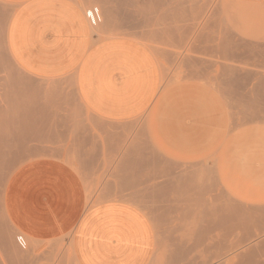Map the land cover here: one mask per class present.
<instances>
[{
	"label": "rangeland",
	"instance_id": "obj_1",
	"mask_svg": "<svg viewBox=\"0 0 264 264\" xmlns=\"http://www.w3.org/2000/svg\"><path fill=\"white\" fill-rule=\"evenodd\" d=\"M133 1L136 2L134 5L137 6V8L104 9L99 3H93L85 9V13L94 7L100 9L103 17L102 23L96 28L92 27L93 33L99 38H110L122 35L137 40L140 44L147 47L159 64L161 70V87L154 103L142 115L124 121H107L96 117L82 105L72 83H60L55 80L34 77L25 72L14 61L7 44L8 25L14 11V6L0 0V107L3 106L0 108V112L2 109L0 113V118L2 117V119H0V135L8 136L20 132L25 137V146H23L22 150L16 152L13 150L17 148L13 147L12 152L7 156V158L10 159L6 158V163L0 167V230L5 231L7 234L6 239L0 237V251H2L0 253V264L6 261L7 264H12L11 262L14 264H76L70 247L72 239L67 237V239L47 243L32 242L25 234L12 227L5 214L4 197L6 186L11 175L26 162L38 159L60 160L74 167L89 185V190L93 199V201L88 203L91 207L101 204L106 200L123 198L125 200L124 203L130 204L143 211L150 219L156 232V252L151 264H244L245 262V264H264V244H260V240L258 239L259 237L261 239L263 236L261 239L263 240L264 228H253L254 230H252V228H240L232 232L233 234L230 233L231 235L228 234L227 236L222 235L223 233L218 231L212 234L204 231L202 233L198 228V221H195V219H197L195 216L196 214H192V216L188 214L189 212L181 209V204H183L181 200L191 199L192 197L190 198L188 195H191V190H193V188L194 190L196 189L194 193L198 192L200 194L199 190L203 191L204 188L200 185H206L207 188L208 183L215 182V179L213 180L215 177H217L216 181L218 179L217 182L225 187L235 200L249 205H264V164L252 168V166L236 165L234 161V164L232 163V156L236 153L235 149L238 146L237 144H240L243 138V141L247 139V144L249 140H254L253 143L251 142L252 144L249 143V148L252 147L251 149L253 150L261 149L264 151V146L263 149L260 147L262 144L264 145V136H262L264 135V133H262L264 132V127L261 128L264 125L261 124V121L264 119H262L264 115L262 116L261 114H264V110L257 119L250 118L251 120L249 119L247 124L241 125L240 128H234L233 126H229V128L226 127L230 124L229 122H231L228 114L236 113V110L238 111L236 106L241 102L240 95L242 93L245 92L248 94L249 100L247 101L250 105H253L251 102H254V99L256 100L255 102L260 103L259 105H264V93H262L264 91H261L264 89V82L259 84V87L256 85L258 83L257 77L254 76L253 78V76H251L246 91L240 89L242 87L237 88L235 86L234 100L230 96L233 90L232 86H225L226 94H224L223 97L217 94L214 89L212 93L211 90L213 85H211V88L209 87L207 82L209 79L207 77H201V75L204 76V74L207 73L204 71L202 74L203 70L200 71V69L206 67L205 63L204 67L199 66V64L203 65L200 59L204 58L200 57L197 59L198 56H203L202 52H200L203 51L202 45L199 41L194 39L195 32H191V30H195L197 26L195 24L200 23L196 21L202 20L200 19L201 17H198L201 11L198 9L199 12H196L197 8L202 5L209 7L212 2H214L216 5L218 4V6L226 10V12H223V15H220V18L226 16V22L230 27L236 28V30L242 27L244 29H238V31H241L247 40L252 38V40L249 41H260L264 43V0ZM209 1H211V3ZM159 2L163 3L160 4ZM208 3L210 5H208ZM146 5H148L149 8H144ZM212 6H214V4H212ZM192 10L195 11L193 12ZM125 15L130 17L126 18ZM196 17L198 18L196 19ZM240 18L242 19L240 20ZM237 21L239 23H237ZM240 21L245 25L241 23L239 26ZM189 23H191V25H188ZM177 24L181 26L177 27ZM186 24L188 26L187 30ZM182 26L185 27L184 29L187 32H185L184 29L181 31V28H183ZM189 28H191V30ZM184 36L185 38L187 37V39H184ZM188 36H190V40H188ZM192 40L198 44L192 43ZM193 44H195V46ZM198 48H200V51ZM199 52L202 55H200ZM196 59L199 60L198 62L200 63H198ZM189 60L193 62L188 66ZM195 60L198 64L197 68H193L197 65L196 62L194 63ZM193 63L194 66H192ZM190 66L192 68H190ZM177 68L179 70H177ZM250 69L252 70L253 68L251 67ZM212 75H214V73ZM201 79L202 81L205 79L206 82H201ZM12 81L16 83L14 84ZM2 83L5 84V86ZM203 84L206 85L203 86ZM14 85L18 89L14 88L17 94L23 93L17 95L16 91L12 90ZM261 85L262 89H260ZM257 87H259V90ZM23 88L25 89L22 90ZM255 89L256 91L258 90L259 93H256ZM19 90H21V92ZM202 90L205 91V93ZM12 93L13 96H19V99L15 96L13 97ZM31 95H34V98ZM207 95L210 97L208 96L207 98ZM23 96L26 98L24 97V101H21ZM250 98H253V101L250 100ZM29 103H31V105ZM232 103L236 105L234 104L235 108L233 107V109L231 107L232 109L230 110L228 106H234L231 105ZM17 105L18 107L20 106L17 108L21 110L20 112L16 109ZM23 105H25L26 109H23ZM250 105H248V107H251V111L252 105ZM13 106H15V108ZM6 109L11 112L9 111V113H7L8 111ZM23 110H27L25 114ZM33 110L36 111L34 112L36 115H32ZM28 112L30 113L28 114ZM4 113H7L6 115H11L6 116ZM20 113L23 114L22 117ZM3 114L9 120L5 118ZM16 116L17 118H15ZM10 117H12V119ZM14 118L17 121L20 120V122L26 120V122L23 121L22 124H24L26 128L28 127V131L26 128L21 131L7 126V122L9 123L15 120ZM29 118L30 120H28ZM35 119H38V121ZM33 120H35V122ZM252 121L253 123H251ZM32 122L33 126L30 125ZM38 122L41 124L39 125ZM255 122L261 125V129L258 127L259 125L257 123L256 128ZM37 124L41 127L37 126ZM248 124L249 126L252 125V127L246 128L245 126L248 127ZM216 126H220V128H216ZM243 127L244 130H242ZM231 128H234L233 131H231ZM237 128L238 131L236 130ZM30 129L33 130L31 131ZM227 129L232 132H229L230 135L228 136H226ZM255 129L258 131L256 135H254ZM212 132L215 133V135ZM234 132L236 134H233ZM232 134L234 138L231 136ZM260 135L262 137H260ZM210 137L211 139H209ZM236 137L238 138L236 139ZM257 138L258 140L255 141ZM256 142L258 146L254 145ZM131 144H134L137 148L135 146L131 147ZM252 145H254L255 148H253ZM127 150H129L128 152L131 154H127L125 157V152ZM138 153L142 154L143 157L148 158L150 156L151 158H149L151 160L154 159L156 165H158L156 166L157 171H155V169L145 171L147 173L150 171L149 175L151 179L148 176L147 179L142 178L144 177V173L141 170L140 172L138 169L128 168L131 160H136L137 157H140ZM150 159L148 160L151 161ZM207 160L209 162H207ZM222 160L227 163H223ZM215 161H217V164L213 163ZM124 162H128V165ZM200 164H204L205 166H203V175L208 173L212 176V179L210 175V177H206V174L203 176L202 173L199 172L200 169H202V165ZM210 164H213V166L215 164L216 166L213 167ZM186 166H189V168L185 169ZM161 167L165 171H163ZM209 168H211V171H209ZM192 169L198 170L199 173L194 172ZM124 170L126 171L124 172ZM140 173H142V177ZM156 173L157 175H162L157 176ZM193 173L198 174L199 178L197 175L195 176V174L193 176ZM163 174H165V176ZM171 176L176 179L181 178L182 180L179 181V179H175L173 182ZM184 177L185 180L183 182ZM195 177L198 178V180L196 179L197 184H203L197 185ZM208 178L209 180L211 179V181H209ZM139 181L141 183H139ZM176 181H179V183ZM180 182L182 185L189 183V185L186 184L187 191L185 186L182 187ZM205 182L207 184H205ZM175 183L179 185H175ZM191 183H194L193 185H195L196 188ZM171 184L174 188H171L173 187ZM197 186L202 187V189L197 188ZM189 187L191 190H189ZM176 188H180V190ZM173 189H175V191ZM164 190H166L165 194L163 192ZM178 192L181 194H178ZM187 192H190V194ZM185 193L187 196H185ZM194 193L192 192V194ZM198 193H195L196 196L193 195V199L198 197ZM179 200L181 203H179ZM20 236H23L27 242L26 249L21 248L17 241ZM241 237L244 238L242 239ZM251 238L255 242L252 241ZM218 240L221 242H218ZM222 243L225 244L222 245ZM178 249L185 251L182 256L183 259L182 257L178 260L176 259L177 257L174 252H177ZM18 252L20 253L18 256L20 257L21 255L22 257L20 259L15 256V253L18 254ZM251 254L252 256H249ZM2 255L5 258H2ZM11 257L12 259H10ZM250 258L253 261H251ZM3 259H5V262H3ZM14 261L17 262L15 263Z\"/></svg>",
	"mask_w": 264,
	"mask_h": 264
},
{
	"label": "crops",
	"instance_id": "obj_2",
	"mask_svg": "<svg viewBox=\"0 0 264 264\" xmlns=\"http://www.w3.org/2000/svg\"><path fill=\"white\" fill-rule=\"evenodd\" d=\"M1 1L14 6L7 44L25 72L72 83L82 105L107 121L138 117L156 100L161 70L151 51L122 35L99 38L85 13L93 3L129 9L137 8L135 1ZM91 201L89 185L74 167L38 159L11 175L4 207L11 225L32 242L72 239L79 264H151L157 240L145 213L123 198L93 207Z\"/></svg>",
	"mask_w": 264,
	"mask_h": 264
},
{
	"label": "bare ground",
	"instance_id": "obj_3",
	"mask_svg": "<svg viewBox=\"0 0 264 264\" xmlns=\"http://www.w3.org/2000/svg\"><path fill=\"white\" fill-rule=\"evenodd\" d=\"M210 3H211V1H209ZM212 4H214V6H212ZM212 4H211V6H207L206 7V5L205 6H200V7H198V5H197V11L196 12H199L198 11V9H200V11H201V14H200V16H198V17H201L200 19H202V20H197L196 22H200V23H196L195 25H197L196 27H195V30H191V28H189L190 30H191V32L192 31H194L195 32V37H194V39H196L197 41H199L200 42V44L202 45V50L203 51H200L199 49L200 48H198V50L200 51V52H202V54H203V56H198L197 57V59L198 58H200V57H202V58H204V59H200V61H202L203 63V65H200L199 64V66L200 67H204V63L206 64V67H204V68H202V69H200V71H202L203 70V72H202V74L204 73V71H206L207 73H205L204 74V76H202L201 75V77H207L208 79H209V81H207V79H206V81L208 82V85H209V87L211 88L212 86L211 85H213V87H212V93H213V89L217 92V94H219V95H221L222 97L224 96V94H226V92H225V86H232L233 87V90H232V92H231V98L233 99L234 98V93H235V86L237 87V88H240V87H242V88H240V89H242V90H244V91H246L247 90V85H248V83H249V81H250V78H251V76H253V78H254V76H256L257 78V80H258V83L256 84L257 86H259L260 87V85L259 84H262V82H264V43H262V42H260V41H257V42H252V41H249V40H252V38H249V40H247L246 38H245V36L242 34V32L241 31H238V29L236 30V28L234 29V28H232V27H230L229 25H228V23L226 22V19H225V14H224V16L225 17H223V18H220V15H223V12H226V10L224 9V8H222L221 6H218V4L216 5L214 2H212ZM208 5H210L209 3H208ZM124 8V7H123ZM122 9V8H121ZM224 10V11H223ZM186 11V10H185ZM193 11V10H192ZM195 11V10H194ZM193 11V12H194ZM126 16V15H125ZM128 16H126V18H127ZM130 17V16H129ZM128 17V18H129ZM198 17H196V19L198 18ZM185 18V17H184ZM225 19V20H224ZM242 18H240V20H241ZM187 20V19H186ZM193 20V19H192ZM185 21V20H184ZM194 21H195V19H194ZM243 21V20H242ZM242 21H240V24H239V26L241 25V23H242ZM244 22V21H243ZM186 23V22H185ZM237 23H239L238 21H237ZM245 23V22H244ZM244 23H242L243 25H245ZM181 24V23H180ZM178 25V24H177ZM176 25V26H177ZM188 25H191V23H189ZM181 25H178L177 27H180ZM186 26H187V24H186ZM232 26V25H231ZM238 26V25H237ZM238 26V27H239ZM183 27V26H182ZM234 27V26H233ZM235 27H236V22H235ZM244 27V26H243ZM185 27H183V28H181L182 30L181 31H183V29H184ZM175 29V28H174ZM178 29V28H177ZM180 29V28H179ZM188 29V26L186 27V30ZM193 29V28H192ZM240 29H244V28H240ZM239 29V30H240ZM185 30V29H184ZM185 30V32H187ZM181 31L179 30V32L181 33ZM189 31V30H188ZM194 32H193V34H194ZM245 33V32H244ZM183 34V33H182ZM185 35H187V34H185ZM190 35H191V33H190ZM189 37V39L188 40H190V36H188ZM249 37V36H248ZM191 38H192V35H191ZM184 39H187V37L185 38V36H184ZM193 39V40H194ZM193 40H192V43H196V42H193ZM196 40H194V41H196ZM253 40H255V39H253ZM256 41V40H255ZM191 43V44H192ZM198 43H196V45H197ZM194 46H195V44H193ZM200 52H199V54H200ZM202 54H200V55H202ZM169 55H170V53H169ZM205 56V57H204ZM196 59V60H197ZM191 60H193V59H191ZM196 60L194 61V63L196 62ZM199 60H197V62H198ZM189 62V64H188V66L189 65H191L190 63H192L190 60L188 61ZM197 62H196V64H197ZM194 63L192 64V66H194ZM198 63H200V62H198ZM198 67V64L196 65V67L194 66L193 68H197ZM253 68L252 70L250 69V68ZM190 68H192L191 66H190ZM255 68V69H254ZM177 70H179L178 68H177ZM195 71V70H194ZM189 72V71H188ZM214 73V75H212L213 73ZM192 73V72H191ZM2 79V78H1ZM205 79H203V81H202V79H201V82H203V83H205L206 81H205ZM11 82V81H10ZM13 82V81H12ZM21 82V81H20ZM14 83V82H13ZM16 83V82H15ZM14 83V84H15ZM209 83H212V84H209ZM253 83V82H252ZM1 84V83H0ZM3 84V83H2ZM9 84V83H8ZM264 84V83H263ZM4 86H5V84H3ZM2 85V86H3ZM18 85V84H17ZM204 85H206V84H203V86ZM208 85H207V87H208ZM255 85V84H254ZM1 86V87H2ZM6 86H7V84H6ZM12 86V85H11ZM15 86V85H14ZM13 86V91H16V86L14 87ZM251 86V85H250ZM264 86V85H263ZM9 87V86H8ZM259 87H257V89L259 88ZM14 88H16V89H14ZM27 88V87H26ZM29 88V87H28ZM204 88V87H203ZM2 89V88H1ZM25 88H23L22 90H24ZM208 89V88H207ZM260 89H262V85H261V88ZM11 90V89H10ZM18 90V89H17ZM250 90H251V88H250ZM253 90H254V88H253ZM259 90V89H258ZM258 90L256 91V89H255V92L257 93L258 92ZM1 91V90H0ZM13 91H11V92H13ZM20 92H21V90H19ZM19 91H18V93H19ZM203 91V90H202ZM261 91H264V89L263 90H261ZM204 93H205V91H203ZM208 92V91H207ZM254 92V91H253ZM254 92V93H255ZM10 93V92H9ZM23 93V92H22ZM22 93H19V94H17V91H16V94L17 95H20V94H22ZM212 93H210V94H212ZM250 93H252V92H250ZM259 93V92H258ZM262 93H264V92H262ZM11 94V93H10ZM15 94V93H14ZM35 94V93H34ZM216 94V93H215ZM216 94V95H217ZM37 95V94H36ZM35 95V96H36ZM205 95V94H204ZM213 95V94H212ZM237 95L239 96V94L237 93ZM251 95V94H250ZM257 95V94H256ZM259 95V94H258ZM264 95V94H263ZM12 96H13V93H12ZM15 96V95H14ZM13 96V97H14ZM32 97L34 96V95H31ZM30 96V97H31ZM208 96L209 95H207V98H208ZM236 96V95H235ZM15 97H17V99H19V96H15ZM25 96H23L22 97V99H21V101L23 100L24 101V98ZM200 97H203V96H200ZM210 97V96H209ZM26 98V97H25ZM34 98V97H33ZM205 98H206V96H205ZM236 98H239V97H236ZM254 98V97H253ZM253 98L251 99L250 98V100H252L253 101ZM263 98V97H262ZM16 99V100H17ZM36 99H37V97H36ZM200 99V98H199ZM240 103L238 104V100L236 101L237 102V104H238V106H236V108L238 109V111L236 110V113H231L230 115L228 114V116L230 117V119H231V122H229L230 124L228 125V126H226V127H228L229 128V126L231 127V126H233L234 128H236V127H239L240 128V126L241 125H244V124H247V121L250 119V118H253V119H257L259 116H260V113L264 110V105H259L260 103H258V102H255L256 100L254 99V102H251V103H253V105H252V110L250 111V108L248 107V105H250L249 104V102L247 101V100H249L248 99V94L247 93H242L241 95H240ZM26 100V99H25ZM204 100V99H203ZM206 100V99H205ZM234 100V99H233ZM236 100V99H235ZM18 101V100H17ZM20 101V102H21ZM28 101V100H27ZM200 101H202V100H200ZM19 102V101H18ZM17 102V103H18ZM215 102V101H214ZM235 102V101H234ZM16 103V102H15ZM22 103V102H21ZM20 103V104H21ZM26 103V102H25ZM213 103V102H212ZM13 104V103H12ZM20 104H18V105H20ZM30 105H31V103H29ZM235 104V103H234ZM233 103L231 104V105H234ZM18 105H17V107H16V109L17 108H19L18 107ZM22 105V104H21ZM236 105V104H235ZM235 105L234 106H228V108H230V110L234 107L235 108ZM250 105V106H251ZM24 107H23V109H26L25 108V105H23ZM27 106V105H26ZM3 107V106H2ZM2 107H0V108H2ZM7 107V106H6ZM9 107H10V105H9ZM14 108H15V106H13ZM31 107V106H30ZM199 107V106H198ZM232 107V108H231ZM5 108V107H4ZM3 108V109H4ZM22 108V107H21ZM200 108H202V107H200ZM206 108V107H205ZM210 108V107H209ZM233 108V109H234ZM11 109H13V108H11ZM27 109H28V106H27ZM203 109V108H202ZM202 109H199V110H202ZM7 110V109H6ZM15 110V109H14ZM14 110H12V111H14ZM18 110V109H17ZM211 110V109H210ZM8 111V110H7ZM10 111V110H9ZM9 111L7 112V113H9ZM21 110H18V112H20ZM24 111V114H25V112L27 111H25V110H23ZM31 111V110H30ZM234 111V110H233ZM1 112H2V109H1ZM0 112V113H1ZM11 112V111H10ZM32 112V111H31ZM34 112H36V111H34L33 110V114L32 115H36V113H34ZM232 112V111H231ZM6 113V114H7ZM12 113H14V112H12ZM30 112H28V114H29ZM228 113V112H227ZM263 113V112H262ZM5 114V113H4ZM3 114V115H4ZM5 114V115H6ZM21 114V113H20ZM5 115H4V117H5ZM9 115H11V114H9ZM9 115H6V116H9ZM22 115L23 114H21V117H22ZM262 116L264 115V114H261ZM2 116V115H1ZM20 116V115H19ZM28 116H30V115H28ZM28 116H27V118H28ZM261 116V117H262ZM20 117V118H21ZM30 117H32V116H30ZM260 117V118H261ZM5 118H7V117H5ZM11 119H12V117H10ZM15 118H17V116L15 117ZM14 118V119H15ZM19 118V117H18ZM24 118V117H23ZM26 118V117H25ZM33 118H35V117H33ZM33 118H31V119H33ZM36 118H38V117H36ZM264 117H262V119H263ZM0 119H2V117L0 118ZM8 119V118H7ZM229 119V118H228ZM252 119V120H253ZM9 120V119H8ZM22 120V119H21ZM28 120H30V118L28 119ZM35 120H37L38 121V119H35ZM35 120H33L34 122H35ZM251 120V119H250ZM260 120V119H259ZM3 121V120H2ZM24 122H26V120H23ZM22 121V122H23ZM230 121V120H229ZM5 122V121H4ZM22 122H20V120H13V121H10L9 123L7 122V126H9V127H13V128H15V129H17V130H21L22 131V129H24V128H26V126L24 125V124H22ZM41 122V121H40ZM233 122V123H232ZM263 122V123H262ZM28 123H29V121H28ZM27 123V124H28ZM37 123V122H36ZM39 123V122H38ZM211 123V122H210ZM224 123V122H223ZM251 123H253V121L251 122ZM250 123V124H251ZM256 123L257 122H255V126H256V128H257V125H256ZM3 124V123H2ZM35 124V123H34ZM41 123H39V125H40ZM218 124V123H217ZM222 124V123H221ZM232 124V125H231ZM258 124V123H257ZM261 124L263 125L264 124V119L261 121ZM5 125V126H6ZM31 126H33V122H32V124H30ZM38 124H37V126H39ZM254 125V124H253ZM259 125V124H258ZM1 126V125H0ZM25 126V127H24ZM221 126H223V125H221ZM251 127H252V125H250ZM249 126V124H248V127L247 126H245L246 128H249L250 127ZM254 126V127H255ZM35 127H36V125H35ZM39 127H41V126H39ZM214 127V126H213ZM259 128L261 127V125H259L258 126ZM264 127V125L261 127V128H263ZM8 128V127H7ZM28 128V127H27ZM27 128H26V130H27ZM216 128H220V126L219 127H217L216 126ZM234 128H231V131H233V129ZM242 128V127H241ZM245 128V129H246ZM260 128V129H261ZM1 129V128H0ZM10 129V128H9ZM35 129V128H34ZM214 129V128H213ZM221 129H223V128H221ZM264 129V128H263ZM12 130V129H11ZM10 130V131H11ZM16 130V131H17ZM31 130V129H30ZM33 130V129H32ZM31 130V131H32ZM237 131H238V128L236 129ZM236 130H235V132H236ZM241 130V129H240ZM239 130V132L241 133V131L242 130H244V127H243V129L240 131ZM247 130H251V129H247ZM259 130V129H258ZM8 131V130H7ZM9 131V132H10ZM14 131V130H13ZM15 131V132H16ZM28 131V130H27ZM36 131V130H35ZM35 131H33V132H35ZM38 131H41V130H38ZM218 131V130H217ZM231 131H228V129H227V131H226V136H228V135H230V133L229 132H231ZM260 131V130H259ZM24 132V131H23ZM233 133V134H236V133ZM245 132V131H244ZM244 132H243V134H244ZM256 132H258L257 131V129H255V134L254 135H256ZM14 133V132H13ZM24 133H27V132H24ZM29 133V132H28ZM37 133V132H36ZM213 133V132H212ZM222 133V132H221ZM220 133V134H221ZM229 133V134H228ZM232 133V132H231ZM246 133H247V131H246ZM262 133H264V132H262ZM262 133H261V135H262ZM12 134V133H11ZM209 134H211V133H209ZM214 135H215V133H213ZM233 134L231 135V136H233ZM249 134H250V132H249ZM218 135H219V132H218ZM238 135V134H237ZM245 135H247V134H245ZM260 135V137H262V136H264V135H262L261 136ZM210 136V135H209ZM230 136V137H231ZM236 136V135H235ZM243 136V135H242ZM250 136V135H249ZM27 137V136H26ZM217 137V136H216ZM256 137V136H255ZM257 137H259V136H257ZM259 137V138H260ZM29 138H31V137H29ZM233 138H234V136H233ZM238 137H236V139H237ZM243 138V137H242ZM246 138V137H245ZM24 139H25V137H24V135L23 134H21L20 132H18V134H12V135H8V136H1L0 135V167L4 164V163H6V161H7V159H10V158H7V156L12 152V148L13 147H16L17 149L16 150H13V151H16V152H18L19 150H22V148H23V146H25L24 145ZM33 139V138H32ZM209 139H211V137L209 138ZM225 139H227V138H225ZM229 139V138H228ZM244 139V138H243ZM243 139H242V141L240 142V144H237L238 146L236 147V149H235V155H233L232 156V163H233V161H234V163H236V165L237 164H241V165H246V166H252V168H254V166H262L263 164H264V151H262L261 149H259V150H253V149H251V148H249L248 147V145H249V143H253V141L251 140H249L248 141V144H247V139H246V141L244 140L243 141ZM250 139V138H249ZM252 139V138H251ZM231 140V139H230ZM258 140V138L257 139H255V141H257ZM26 141V140H25ZM229 141V140H228ZM260 141H262V140H260ZM130 142V141H129ZM233 142H235V141H233ZM237 142V141H236ZM27 143V142H26ZM208 143V142H207ZM215 143V142H214ZM220 143V142H219ZM224 143H225V140H224ZM251 143V144H252ZM258 143H259V141H258ZM257 142L254 144V145H257L258 144ZM27 144H29V143H27ZM26 144V145H27ZM212 144V143H211ZM250 144V145H251ZM209 145V144H208ZM216 145V144H215ZM220 145V144H219ZM224 145V144H223ZM228 145V144H227ZM230 145V144H229ZM254 145H252L253 146V148H255L254 147ZM261 145V144H260ZM131 147H133V146H135L134 144L132 145H130ZM211 146V145H210ZM209 146V147H210ZM218 146V145H217ZM222 146V145H221ZM220 146V147H221ZM234 146H236V145H234ZM258 146V145H257ZM263 144H262V146H260L262 149H263ZM136 147V146H135ZM216 147V146H215ZM219 147V148H220ZM122 148V147H121ZM137 148V147H136ZM235 148V147H234ZM122 149H124V148H122ZM132 149V148H131ZM206 149H207V147H206ZM215 149V148H214ZM222 149V148H221ZM228 149V148H227ZM257 149V148H256ZM112 150V149H111ZM130 150V149H129ZM129 150H127L126 152H125V157H126V155L128 154H131L130 152H128ZM138 150H140V149H138ZM138 150H136V151H138ZM205 150V149H204ZM211 150V149H210ZM219 150V149H218ZM225 150V149H224ZM230 150V149H229ZM264 150V149H263ZM125 151V150H124ZM128 152V153H127ZM138 152H140V151H138ZM123 153V152H122ZM141 153V152H140ZM140 153H138L139 155H140V157L138 158L137 157V159L136 160H134L133 158V160H131V162H129V159L127 158V161L129 162V164H130V166L126 163V162H124V163H126L127 165H128V168H134V169H138L139 171L141 170V171H143V176L144 177H142V173H140V175H141V177L142 178H145V179H147L148 177L150 178V175H149V172L147 173V172H145V171H147V170H152V169H155V171H157L156 169V166H158V165H156V162L154 161V159H153V157H152V159L153 160H151L149 157L147 158V157H143L142 156V154H140ZM121 154V153H120ZM208 154H209V152H208ZM13 155V154H12ZM11 155V156H12ZM19 155V154H18ZM207 155V154H206ZM206 155H200V156H206ZM10 156V157H11ZM156 156V155H155ZM225 156V155H224ZM229 156V155H228ZM252 156H254V157H252ZM123 157V156H122ZM124 157V158H125ZM130 157V156H129ZM132 157V156H131ZM231 157V156H230ZM7 158V159H6ZM156 158V157H155ZM223 158V157H222ZM227 158V157H226ZM126 159V158H125ZM148 159H150L151 161H149ZM117 160V159H116ZM123 160V159H122ZM226 160V159H225ZM228 160V159H227ZM230 160V159H229ZM228 160V161H229ZM9 161V160H8ZM206 161V160H205ZM231 161V160H230ZM150 162V163H149ZM200 162V161H199ZM204 162V161H203ZM207 162H209L208 160H207ZM217 161H215V162H213V163H215V164H217L216 163ZM222 162L224 163H227L226 161H223L222 160ZM122 163V162H121ZM158 163V162H157ZM205 163V162H204ZM222 163V164H223ZM233 163V164H234ZM154 164V165H153ZM160 164V163H159ZM198 164V163H197ZM205 164H207V163H205ZM214 164V166H216ZM161 165H162V163H161ZM192 165V164H191ZM195 165V164H194ZM200 165H202V164H200ZM210 165H212L213 166V164H210ZM115 166V165H114ZM118 166H119V163H118ZM125 166V165H124ZM198 166H199V164H198ZM204 166V164L202 165V169H200V173H202V175H203V173L204 172H202V171H204L203 170V168L205 167H203ZM213 166V167H214ZM121 167V166H120ZM159 167H160V165H159ZM158 167V168H159ZM208 167V166H207ZM236 167V166H235ZM240 167H242V166H240ZM247 167V168H248ZM166 168V167H165ZM186 168H189V166L187 167H185V169ZM192 168H194V167H192ZM200 168V167H199ZM251 168V167H250ZM119 169V168H118ZM160 169V168H159ZM161 169H162V167H161ZM170 169V168H169ZM208 169V168H207ZM211 168H209V171H211L210 170ZM163 170V169H162ZM192 170H194V172H198V170L196 171L195 169H192ZM191 170V171H192ZM126 170H124V172H125ZM128 171V170H127ZM130 171H132V170H130ZM140 171V172H141ZM154 171V170H153ZM159 171V170H158ZM163 171H165V170H163ZM168 171H170V170H168ZM188 171V170H187ZM187 171H186V173H187ZM215 171V170H214ZM217 171V170H216ZM134 172V171H133ZM161 172V171H160ZM166 172H167V170H166ZM165 172V173H166ZM198 172V173H199ZM207 172V171H206ZM126 173H128V172H126ZM137 173V172H136ZM178 173V172H177ZM182 173V172H181ZM218 173V172H217ZM121 174H123V173H121ZM130 174H131V172H130ZM154 174H155V172H154ZM188 174V173H187ZM194 174H195V176L197 175V177L199 178V176H198V174H196V173H193V176H194ZM206 174V173H205ZM204 174V175H205ZM156 175H157V173H156ZM160 175V174H159ZM159 175H157V176H159ZM162 175V174H161ZM160 175V176H161ZM164 176H165V174H163ZM174 175H177V174H174ZM200 175V174H199ZM202 175H200V176H202ZM203 175V176H204ZM208 175V176H207ZM210 174H206V177H210L209 176ZM219 175V174H218ZM148 176V177H147ZM152 176V175H151ZM167 176V175H166ZM169 176V175H168ZM172 176H173V174H172ZM171 176V178H173ZM183 176H184V173H183ZM183 176H182V178H183ZM125 177V176H124ZM137 177V176H136ZM154 177H155V175H154ZM224 177V176H223ZM198 178H196L195 177V180L197 179L198 180ZM205 178V177H204ZM211 179H212V176L210 177ZM216 178L217 177H215V178H213V180L215 181V182H211V183H208V185H207V188H206V185H200V184H203V183H198L197 184V180H196V184L197 185H200V186H202V187H204L203 188V191L202 190H199V192H200V194L198 193V192H195V193H198L199 195H200V197H199V195H198V197L196 198L195 197V199H193V195H195L196 196V194L194 193V191L196 190H194V188H193V190H191V186L194 184H192L188 189L189 190H191L194 194H192V192H191V195H188L191 199H184V200H181L182 201V203L183 204H181V209H183L184 211H186V212H189L188 214L189 215H195L196 216V218L197 219H195V221L198 223V228L200 229V231L203 233V231L204 232H206V233H213V232H222L223 234L222 235H225V236H227L228 234H230V233H232V232H235L236 230H238V229H240V228H242V229H250V228H252V230H254L253 228H259V229H263L264 228V205H262V204H258V205H249V204H247V203H242V202H239V201H237V200H235L232 196H231V194H229V192L227 191V189L225 188V187H223V186H221V184L220 183H218L217 181H218V179H217V181H216ZM234 178V177H233ZM144 179V180H145ZM151 179V178H150ZM176 178H173V182H174V180H175ZM179 179V181L180 180H182L181 178H177L176 180H178ZM189 179V178H188ZM188 179H187V181H188ZM205 179H207V178H205ZM211 179L209 180V178H208V180L209 181H211ZM220 179V178H219ZM138 180V179H137ZM184 180H185V177H184V179H183V182H184ZM190 180V179H189ZM194 180V179H193ZM179 181H176V182H178L179 183ZM186 181V182H187ZM207 181V180H206ZM208 182V181H207ZM220 182V181H219ZM139 183H141L140 181H139ZM177 183V184H178ZM223 183V182H222ZM176 183H175V185H177ZM180 184L182 185V183L180 182ZM186 184H188L189 185V183H186ZM186 184H184V185H182V187L183 186H185V188H186ZM205 184H207L206 182H205ZM3 185V184H2ZM172 185V184H171ZM179 185V184H178ZM224 185V184H223ZM173 186V185H172ZM195 188H196V186L195 185H193ZM200 186H197V188H200V189H202V187H200ZM178 187V186H177ZM171 188H174V186L173 187H171ZM181 188V187H180ZM180 188L178 189V188H176V189H178V190H180ZM174 191H175V189H173ZM198 190V189H197ZM165 191L166 190H164L163 192H164V194H165ZM183 191H184V189H183ZM186 191H187V188H186ZM159 193V192H158ZM176 193V192H175ZM180 192H178V194H179ZM182 193H184V192H182ZM188 194H190V192H187ZM181 194V193H180ZM186 194V193H185ZM184 194V195H185ZM158 195V194H157ZM160 195V194H159ZM162 195V194H161ZM183 195V196H184ZM182 196V195H181ZM185 196H187V194L185 195ZM184 196V197H185ZM184 197H182V198H184ZM179 199V198H178ZM4 201H5V197H4ZM184 201V202H183ZM179 203H181L180 202V200H179ZM192 215V216H193ZM194 216V217H195ZM190 218L192 219V217L190 216ZM193 220V219H192ZM13 227V226H12ZM195 229V228H194ZM17 230V229H16ZM17 231H19V230H17ZM242 231H245V230H242ZM249 231H251V230H249ZM257 231V230H256ZM259 232V231H258ZM262 232V231H261ZM243 233V232H242ZM233 234V233H232ZM263 234H264V232H263ZM6 232L5 231H3V230H0V237L2 238V239H6ZM222 235H221V237H222ZM231 235V234H230ZM246 235H247V233H246ZM254 235V234H253ZM213 236H215V235H213ZM213 236H211V237H213ZM224 237V236H223ZM259 237V236H258ZM263 237V236H262ZM262 237H261V239H262ZM215 238V237H214ZM227 238V237H226ZM242 238V237H241ZM244 238V237H243ZM242 238V239H243ZM254 238V237H253ZM229 239V238H228ZM259 240H260V244H264V238H263V240H261L260 239V237L258 238ZM241 240V239H240ZM246 240V239H245ZM250 240V239H249ZM251 240H252V238H251ZM214 241V240H213ZM229 241V240H228ZM252 241H254V240H252ZM251 241V242H252ZM218 242H221V241H219L218 240ZM225 242V241H224ZM255 242V241H254ZM229 243H231V242H229ZM257 243H258V241H257ZM225 243H222V245H224ZM247 244V243H246ZM236 245V244H235ZM248 245V244H247ZM259 245V244H258ZM239 246V245H238ZM261 246V245H260ZM17 247V246H16ZM71 251H72V254H73V257H74V259H75V256H74V250H73V241H72V243H71ZM232 247V246H231ZM6 248V247H5ZM264 249V248H263ZM5 250V249H4ZM237 251V250H236ZM248 251V250H247ZM2 251H0V253H1ZM9 252V251H8ZM16 252V251H15ZM250 252H251V250H250ZM249 252V253H250ZM7 253V252H6ZM184 253H185V251L184 250H177V252L175 251L174 252V254H175V256L177 257L176 259L178 260V259H180L183 255H184ZM20 253L18 252V254L17 253H15V256L16 257H19L18 255H19ZM242 254V253H241ZM240 254V255H241ZM248 254V253H247ZM1 256V255H0ZM3 256V255H2ZM9 256V255H8ZM13 256V255H12ZM249 256H252V254L251 255H249ZM248 256V257H249ZM254 256V255H253ZM24 257V256H23ZM241 257V256H240ZM2 258H5L4 256L2 257ZM20 258H22L21 257V255H20V257H19V259ZM246 258V257H245ZM252 258V257H251ZM250 258V260L251 261H253L252 259ZM10 259H12V257L10 258ZM182 259H183V257H182ZM219 259V258H218ZM243 259V258H242ZM4 261L3 262H5V259H3ZM8 261H10V260H8ZM245 261V260H244ZM7 262V261H6ZM5 262V263H6ZM15 263L17 262V261H14ZM25 262V261H24ZM75 262H76V264H79L78 262H77V260L75 259ZM5 263H3V264H5ZM12 264H14L13 262H11ZM241 263V262H240ZM246 263V262H245ZM244 263V264H245ZM261 263V262H260ZM7 264V263H6ZM8 264H10V263H8Z\"/></svg>",
	"mask_w": 264,
	"mask_h": 264
},
{
	"label": "built area",
	"instance_id": "obj_4",
	"mask_svg": "<svg viewBox=\"0 0 264 264\" xmlns=\"http://www.w3.org/2000/svg\"><path fill=\"white\" fill-rule=\"evenodd\" d=\"M86 17L89 20L91 26L94 28L98 27L103 20L102 13L98 8H92L86 11ZM17 241L21 248L23 249L27 248V242L23 236L18 237Z\"/></svg>",
	"mask_w": 264,
	"mask_h": 264
}]
</instances>
